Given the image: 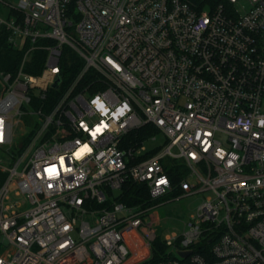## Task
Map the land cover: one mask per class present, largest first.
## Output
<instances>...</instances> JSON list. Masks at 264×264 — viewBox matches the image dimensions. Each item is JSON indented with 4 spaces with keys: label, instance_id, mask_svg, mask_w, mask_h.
Instances as JSON below:
<instances>
[{
    "label": "built area",
    "instance_id": "built-area-1",
    "mask_svg": "<svg viewBox=\"0 0 264 264\" xmlns=\"http://www.w3.org/2000/svg\"><path fill=\"white\" fill-rule=\"evenodd\" d=\"M0 2L9 42H28L0 71V264H264V0ZM146 124L158 132L128 140ZM129 182L149 200L120 199ZM177 187L203 199L163 238L152 200Z\"/></svg>",
    "mask_w": 264,
    "mask_h": 264
},
{
    "label": "trees",
    "instance_id": "trees-1",
    "mask_svg": "<svg viewBox=\"0 0 264 264\" xmlns=\"http://www.w3.org/2000/svg\"><path fill=\"white\" fill-rule=\"evenodd\" d=\"M9 31L5 26H0V71H9L16 72L21 64L24 53L26 51L27 45L20 48L14 47L8 40ZM47 58V51L43 49H35L32 51L30 58L26 62L25 70L31 74H40L44 68L45 62ZM83 65V61L75 52L70 51L69 57L65 58L64 67L69 77L74 76L78 70ZM97 87H94L96 89ZM157 129L151 125L146 124L143 127L134 130L129 133L128 140L132 142H141L149 135L157 133ZM151 154V152L144 154L143 156H147ZM167 167V166H166ZM172 174L175 182L182 177V173H185L186 170L182 169L181 166L174 165L169 169ZM6 178V172L0 170V186L4 182ZM180 190L178 187L173 192V196L179 195ZM149 191L146 185L141 183L129 182L124 186L123 192L120 196V199L126 201L129 204L140 203L149 200ZM159 199V198H158ZM158 199L152 200V202H156ZM208 248V245H207ZM166 247L162 241V239L158 236L154 241L153 247V257L152 262L159 260L162 257Z\"/></svg>",
    "mask_w": 264,
    "mask_h": 264
},
{
    "label": "rangeland",
    "instance_id": "rangeland-1",
    "mask_svg": "<svg viewBox=\"0 0 264 264\" xmlns=\"http://www.w3.org/2000/svg\"><path fill=\"white\" fill-rule=\"evenodd\" d=\"M7 1L17 2L18 0ZM8 12V7L3 2H0V16L7 18ZM23 121L25 125H30L32 123V119L26 115L23 116ZM164 143V135L158 133L155 138L146 140L144 145L147 150H152L162 147ZM174 150H176V148ZM0 155H3V153L0 152ZM24 164L25 162L20 168H22ZM202 199L203 194H192L178 197L166 195L160 197L157 202L161 201V204L153 209V215L160 220L157 227L158 234L164 238L173 232L181 233L185 228L186 222H188L191 216L196 212ZM24 207H29V204L25 203ZM8 244V241L0 235V252L3 251Z\"/></svg>",
    "mask_w": 264,
    "mask_h": 264
},
{
    "label": "water",
    "instance_id": "water-1",
    "mask_svg": "<svg viewBox=\"0 0 264 264\" xmlns=\"http://www.w3.org/2000/svg\"><path fill=\"white\" fill-rule=\"evenodd\" d=\"M190 251L181 252L182 255H187Z\"/></svg>",
    "mask_w": 264,
    "mask_h": 264
},
{
    "label": "snow or ice",
    "instance_id": "snow-or-ice-1",
    "mask_svg": "<svg viewBox=\"0 0 264 264\" xmlns=\"http://www.w3.org/2000/svg\"><path fill=\"white\" fill-rule=\"evenodd\" d=\"M161 183H163V181H161Z\"/></svg>",
    "mask_w": 264,
    "mask_h": 264
}]
</instances>
